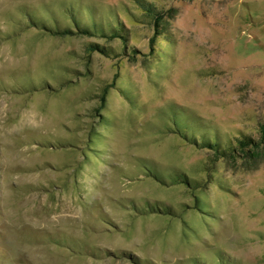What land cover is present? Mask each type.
I'll use <instances>...</instances> for the list:
<instances>
[{
	"label": "rangeland",
	"instance_id": "1",
	"mask_svg": "<svg viewBox=\"0 0 264 264\" xmlns=\"http://www.w3.org/2000/svg\"><path fill=\"white\" fill-rule=\"evenodd\" d=\"M263 125L264 0H0V264H264Z\"/></svg>",
	"mask_w": 264,
	"mask_h": 264
},
{
	"label": "trees",
	"instance_id": "2",
	"mask_svg": "<svg viewBox=\"0 0 264 264\" xmlns=\"http://www.w3.org/2000/svg\"><path fill=\"white\" fill-rule=\"evenodd\" d=\"M68 11L73 16H71V17L67 16L66 17L67 20L65 19V17H61L62 19L61 18L58 19L55 16V14H52V13L48 14V17H46L44 19H36L32 16V14H28L27 15V18H28L27 25L28 26L30 25L33 27H35L37 25H42V29H44L45 31L50 32V33H54V35H60V36L83 35V36H87V37H93V36L94 37H103L106 39H108V38L109 39L110 38L115 39L116 38L115 35L106 34V32L103 34H94L92 32L91 24H93V23L96 24L98 21L104 22V20H102L101 18H99V20H98L96 18V16L92 17L91 15H88L89 18L86 19L82 16H78L79 15L78 11H76V9H74V8H70V9H68ZM158 14L153 20L154 27H156L155 31H157L154 34L155 37L157 35H159L158 28L160 26V20L159 19L161 16ZM71 23H72V25H70ZM73 24H75L74 27H71V26H73ZM122 41H123V45L125 47L126 42H127L126 37L122 38ZM151 46H152V44H151ZM89 50L91 52H98V53H101L102 55H106V56L114 55V52L110 50L109 46H106L104 44L101 45L98 42L91 43L89 46ZM262 131H263V133H262L261 138L259 140H255L248 135H245V136H243V138L239 139V145L245 151V154H247V155L252 154L251 156L253 158H259L260 152L262 149V143H264V125L262 127ZM194 141L195 142L197 141L196 138H194ZM218 143H220L218 138L209 137L206 140L204 139L203 144H201V145H203V147H207L209 149L214 150L217 158L228 156L229 154L226 151L218 149V147H217ZM234 151L237 154L238 148L235 147ZM181 179L182 178H180V180ZM182 181L187 182L186 178Z\"/></svg>",
	"mask_w": 264,
	"mask_h": 264
}]
</instances>
